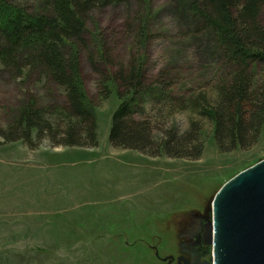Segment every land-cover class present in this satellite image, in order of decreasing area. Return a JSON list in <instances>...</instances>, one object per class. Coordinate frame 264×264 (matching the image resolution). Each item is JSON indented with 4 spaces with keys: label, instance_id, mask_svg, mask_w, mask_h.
Here are the masks:
<instances>
[{
    "label": "rangeland",
    "instance_id": "374dc122",
    "mask_svg": "<svg viewBox=\"0 0 264 264\" xmlns=\"http://www.w3.org/2000/svg\"><path fill=\"white\" fill-rule=\"evenodd\" d=\"M12 1L32 11L33 0ZM189 1L128 0L88 14L78 60L95 108V148L53 146L45 132L32 146L5 141L23 106L34 101L46 108V120L63 96L54 85L36 82V70L14 77L0 69V264H156L153 250L173 253L183 230L199 232L219 187L264 159V124L251 148L220 153L211 122L164 101L144 105V113L159 127L184 130L190 120L198 122L199 159L152 157L108 142L119 100L115 91L103 97L102 81L139 56L150 83L170 81L172 95H213L222 77L219 61L207 30L187 14Z\"/></svg>",
    "mask_w": 264,
    "mask_h": 264
},
{
    "label": "trees",
    "instance_id": "16d2710c",
    "mask_svg": "<svg viewBox=\"0 0 264 264\" xmlns=\"http://www.w3.org/2000/svg\"><path fill=\"white\" fill-rule=\"evenodd\" d=\"M125 2L33 0L28 11L12 0H0V69L14 77L23 76L26 68L36 70V82L54 85L63 96V105L55 106L46 120V108L34 101L23 106L5 130V141L32 146L33 137L41 138L45 132L53 146L97 147L95 108L83 89L78 52L88 14ZM186 12L213 39V54L222 73L218 86L212 96L197 94L186 100L181 94L172 95L167 91L170 81L150 83L139 56L128 69L121 67L102 81L103 97L115 91L119 100L108 135L113 148L152 157L199 159L203 144L198 122L190 120L184 130L177 124L159 127L144 113V105L152 108L163 101L171 110H188L211 122L220 153L247 150L258 142L264 124V0H190ZM140 21L144 30L146 21ZM143 38L144 33L138 41ZM99 55L103 57L102 48Z\"/></svg>",
    "mask_w": 264,
    "mask_h": 264
},
{
    "label": "water",
    "instance_id": "95a60500",
    "mask_svg": "<svg viewBox=\"0 0 264 264\" xmlns=\"http://www.w3.org/2000/svg\"><path fill=\"white\" fill-rule=\"evenodd\" d=\"M203 241L210 264H264V159L215 193Z\"/></svg>",
    "mask_w": 264,
    "mask_h": 264
},
{
    "label": "flooded vegetation",
    "instance_id": "af4514ba",
    "mask_svg": "<svg viewBox=\"0 0 264 264\" xmlns=\"http://www.w3.org/2000/svg\"><path fill=\"white\" fill-rule=\"evenodd\" d=\"M206 221L203 220L199 232L196 229L183 230V234L178 236L173 253L161 256L157 249L153 250L156 264H210L211 248L203 241Z\"/></svg>",
    "mask_w": 264,
    "mask_h": 264
}]
</instances>
